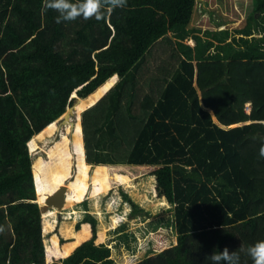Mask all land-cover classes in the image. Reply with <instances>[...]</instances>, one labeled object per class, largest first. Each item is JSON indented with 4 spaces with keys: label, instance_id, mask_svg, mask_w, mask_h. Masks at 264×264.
<instances>
[{
    "label": "trees",
    "instance_id": "trees-1",
    "mask_svg": "<svg viewBox=\"0 0 264 264\" xmlns=\"http://www.w3.org/2000/svg\"><path fill=\"white\" fill-rule=\"evenodd\" d=\"M43 3L0 0V224L12 231V264L27 250L28 264H117L114 252L133 264H211L214 251L241 245L240 264H253L246 250L264 240V0L252 1L242 27L205 35L192 27L197 0H127L102 20L60 23ZM73 96L79 112L91 106L74 130L79 173L88 168L81 140L94 166L91 195L126 183L108 165L152 166L155 199L166 205L153 213L120 189L123 218L96 244L99 218L82 202L76 230L89 223L92 237L69 255L85 236L63 247L52 236L45 251L34 182L43 199L45 165L32 164L28 143L55 133Z\"/></svg>",
    "mask_w": 264,
    "mask_h": 264
},
{
    "label": "rangeland",
    "instance_id": "rangeland-1",
    "mask_svg": "<svg viewBox=\"0 0 264 264\" xmlns=\"http://www.w3.org/2000/svg\"><path fill=\"white\" fill-rule=\"evenodd\" d=\"M252 1L253 0H197L196 11L194 15V24L193 28L200 29L204 34L205 31H217V30H235L242 27L252 11ZM220 24V25H219ZM203 34V35H204ZM187 44H191L192 41L186 40ZM74 98L77 96H73ZM81 100V99H80ZM80 101H75L71 106L68 107L66 115L62 116L58 121L55 122L57 128L55 133L47 137L46 140H38L35 137L31 140L34 147L31 146V142L28 143L29 154L32 157V164L39 162L44 164L42 167V173H40L41 178V195L39 196V191L36 187V179L34 176L35 168L33 167V176L35 182V191L37 196V203L41 208L42 213V233L45 236L44 244L45 251L46 246L51 245L50 243V232L55 230L56 224H62V222H69L71 219V212L76 209V211L81 213V203L85 200L90 202L91 212L96 214L99 218V227L100 231H103L105 234L109 232L110 229H114L117 225L118 218L121 219L122 216L117 212L118 204L121 200L119 190L123 189L127 191L131 196H133L140 204L149 208L155 213L160 210V208L166 205L165 202H160L155 199V185L154 180L150 176V173L155 169L152 166H128V165H109L107 173L113 177L114 174H122L128 177L126 183H121L116 180H111V187L109 190L92 196V177L94 172V166H89L86 163V154L84 149V143L82 141L84 156L81 158L85 159V164L88 166L86 171L84 167H81L79 173L78 160L79 155L75 154V141H74V130L79 121H81V116L84 111H78V104ZM63 136L68 137V142H63V145L60 146L58 151L62 150V155L64 158L58 163L59 158L52 159L49 155V152L53 150L56 151V148L59 147L62 143ZM74 141V142H73ZM57 146V147H56ZM70 157L71 160H68ZM65 161H68L69 167H63ZM34 166V165H33ZM66 168V169H65ZM60 170V171H57ZM64 170L67 171V175L64 178L65 185L62 184V177L60 175L64 173ZM82 180L85 181L87 186L88 182L90 184V189L88 190L86 197L80 202H75L79 194L84 190L81 186ZM88 184V185H89ZM65 186V191L71 186L74 189L71 190L72 200L75 202L71 206L67 203V196L64 195L62 202L60 204L55 203L54 197H57L58 191ZM113 191L111 198L105 202L104 197L107 194ZM56 199V198H55ZM107 203V204H106ZM46 223H48V228L44 227V214H50ZM0 213L5 214V208H0ZM110 215L111 217H108ZM107 218L111 222L107 224ZM53 219V220H52ZM58 222V223H57ZM112 223V227L111 226ZM114 223V224H113ZM0 227H3L4 231L0 232V261L3 264H12V253L10 252V245L13 241V235L9 224L5 226L0 224ZM76 227V226H75ZM59 232L63 233V230L59 228ZM109 236V237H108ZM61 238L64 237L58 236ZM112 237L109 233L104 239V242H108ZM99 242V241H98ZM96 243V241H95ZM97 244V243H96ZM100 244V243H98ZM113 258L116 259L117 264H133L137 257H131L128 253L124 254L123 257H120L116 252L112 254ZM122 258V259H121ZM55 261V259L53 260ZM52 261V262H53ZM30 262V251L27 250L22 255V260L17 264H28ZM46 263L48 261L46 259ZM50 264V263H49Z\"/></svg>",
    "mask_w": 264,
    "mask_h": 264
},
{
    "label": "clouds",
    "instance_id": "clouds-1",
    "mask_svg": "<svg viewBox=\"0 0 264 264\" xmlns=\"http://www.w3.org/2000/svg\"><path fill=\"white\" fill-rule=\"evenodd\" d=\"M126 5L127 0H44L42 11L57 12V23H60L74 21L81 17L85 20L92 18L102 20L106 13L111 14L114 9L123 8ZM259 155L264 157V146L260 148ZM3 231V227H0V232ZM243 251L242 245L239 251L224 248L223 251H214L206 257V261H211V264H240V252ZM246 255L251 257L253 264H264V240L249 246Z\"/></svg>",
    "mask_w": 264,
    "mask_h": 264
},
{
    "label": "crops",
    "instance_id": "crops-1",
    "mask_svg": "<svg viewBox=\"0 0 264 264\" xmlns=\"http://www.w3.org/2000/svg\"><path fill=\"white\" fill-rule=\"evenodd\" d=\"M194 24V20H193V23H192V25ZM193 27V26H192ZM207 31H209V30H207ZM206 32V31H205ZM204 34V33H203ZM206 34V33H205ZM204 34V35H205ZM187 40H189V41H192V43L190 44L191 46H194V41L192 40V37H188L187 38ZM113 78H115V84H114V86L118 83V81H119V77L118 76H114ZM112 79V78H111ZM110 79V80H111ZM113 87V86H112ZM111 87V88H112ZM86 201V200H85ZM78 203H80V202H78ZM83 213H84V210H83V207L81 206V213L79 214L77 211H76V209H74L72 212H71V216L69 217V219H71V221H69V222H62V224H56V226H55V230H53V231H51L50 232V237H52V236H57V238H58V240H59V244L61 245V247H63V245H65V244H71V243H74L75 241H76V239H75V237L79 234V233H81V236H85V238L69 253V255L79 246V245H81L83 242H85V241H87V240H89L91 237H92V228H91V225L89 224V223H84V224H81L80 225V229L79 230H76V227L75 226H77V224L79 223V221L82 219V216H83ZM111 217V216H110ZM119 217H121V218H123L122 216H119ZM53 220V219H52ZM120 221V219L118 218V220H117V223ZM109 223L111 222V220L110 221H108ZM58 223V222H57ZM109 223H108V225H109ZM117 223H116V225H117ZM114 224V223H113ZM110 227H112V223H111V226ZM59 228H61L62 230H63V233L62 232H59ZM113 229V228H112ZM83 231H85V233L84 234H82L83 233ZM64 233H65V236H68V237H65V238H63L64 240H65V242L64 243H61L60 242V239H61V237H58V236H62V237H64ZM101 235H103V240H101V241H99L98 242V239H99V237L101 236ZM107 236V233L105 234L103 231H99V233H98V236H97V239H96V243L98 244V243H100V244H102V243H105L104 242V239H105V237ZM69 255H67V256H69ZM67 256H65V257H67ZM65 257H62V258H65ZM58 260V259H61V258H53V260ZM52 260V261H53ZM51 261V262H52ZM51 262H48V264L49 263H51Z\"/></svg>",
    "mask_w": 264,
    "mask_h": 264
},
{
    "label": "water",
    "instance_id": "water-1",
    "mask_svg": "<svg viewBox=\"0 0 264 264\" xmlns=\"http://www.w3.org/2000/svg\"><path fill=\"white\" fill-rule=\"evenodd\" d=\"M75 99L77 100V101H80V99L78 98V97H75ZM66 115V114H65ZM236 126H238V125H235V126H232V127H236ZM65 186H63V188H61L59 191H58V194H57V197H54V200L53 201H58V202H62V199H63V197H64V195H65ZM56 198V199H55Z\"/></svg>",
    "mask_w": 264,
    "mask_h": 264
},
{
    "label": "built area",
    "instance_id": "built-area-1",
    "mask_svg": "<svg viewBox=\"0 0 264 264\" xmlns=\"http://www.w3.org/2000/svg\"><path fill=\"white\" fill-rule=\"evenodd\" d=\"M248 109H249V106H248Z\"/></svg>",
    "mask_w": 264,
    "mask_h": 264
},
{
    "label": "bare ground",
    "instance_id": "bare-ground-1",
    "mask_svg": "<svg viewBox=\"0 0 264 264\" xmlns=\"http://www.w3.org/2000/svg\"><path fill=\"white\" fill-rule=\"evenodd\" d=\"M108 234V233H107ZM109 237V236H108Z\"/></svg>",
    "mask_w": 264,
    "mask_h": 264
}]
</instances>
